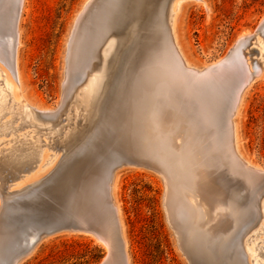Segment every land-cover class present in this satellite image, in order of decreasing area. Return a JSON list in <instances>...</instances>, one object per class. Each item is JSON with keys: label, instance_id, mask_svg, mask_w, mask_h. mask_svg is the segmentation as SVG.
Listing matches in <instances>:
<instances>
[{"label": "rangeland", "instance_id": "rangeland-1", "mask_svg": "<svg viewBox=\"0 0 264 264\" xmlns=\"http://www.w3.org/2000/svg\"><path fill=\"white\" fill-rule=\"evenodd\" d=\"M134 1L135 0H114L112 9L114 15L113 21L116 27L122 28L127 21L133 18L134 10L132 9V6ZM139 1L143 6H153L157 3V0ZM85 2L87 3L84 4ZM89 2H91V0H23L21 6L23 8L19 10L20 7H18L15 12V17L13 19V33L16 32V29L21 31V45L18 48V72L21 81V96L25 102H22L20 105L24 106L23 110L26 112L28 108H34L36 111H39L38 108L40 110L45 109L50 111H57L59 109L66 79V62L69 42L76 25V19H78L83 6H86ZM97 3L98 0L92 4L93 6L91 5L92 8L86 13L87 17L92 13L95 6H97ZM205 3L206 5L189 4L185 6L181 24V40L179 42L181 51L187 62L200 70L217 64L225 58L229 59L236 48L238 51L240 50L238 52L239 55L241 53L245 55H240L241 58L245 59L244 61L249 59L252 67H254L256 79L254 83L245 90L243 95L244 103L242 102V109L240 108L241 112L238 118V145L241 146L239 152L249 164L255 167L264 168V63L261 65L262 72H260L259 75V70L257 71V69H259L257 62L260 61V57L256 53V50L258 47L260 52L261 50L260 46L256 47L252 44L255 42L253 39L250 44L245 46L243 49L244 52L241 50L246 42V40L243 39L247 36L255 35L261 27L264 20V0H205ZM5 10L6 6H1L0 3V17L5 14ZM18 10H22V12H20L21 17H18ZM18 20H20V22ZM151 34L153 36L151 35L148 39L149 46L155 41V32L151 31ZM259 38L260 37L258 36V39ZM262 39L264 41V37H262ZM149 50L150 49H148V51ZM127 60L128 54L124 51L119 64L110 71L102 104L106 101H108L110 105L125 103V105L123 104L125 108L120 110L121 112L118 114L119 124H115L111 127L114 139L119 145L122 144L123 148H128L130 139L135 137L131 136L127 130L120 127L125 126L124 124L128 123L126 114L132 111L141 119L143 129L136 139H134L132 144L144 147L148 153L146 156L149 157L150 155L151 158H149L152 159L148 161L149 159L144 156L146 163L123 165L117 170L119 182L116 191V200L121 210L120 218L124 226L129 264H201L188 258L181 246L179 235L187 242L189 247H193V249L207 252L212 255L215 253L216 246L214 244L216 243H226L231 247L235 238L243 231V225L246 223L248 224V222L250 223L253 219L252 209H247L250 205V208H252L251 201H253V196L250 193V185L248 181H246V177L242 175L243 172L240 170V173L238 167H236L229 145L223 143L221 145L222 149H217L212 143V141H216L218 138H222L223 142L226 140L227 132L224 124V127L220 126L217 129L211 128L210 130L212 132L210 136H203V141L201 140L198 142L196 140V143H193L195 142L191 127L193 124L191 116L193 114L187 109H184V107H181L183 106L181 101L182 99L185 100L186 96L184 90H182L184 86L179 88L183 85L182 79L177 74L175 75L171 73L168 65H165L163 70H165L167 74H164L165 71H162V75L163 77L165 75L168 77L165 76V79L162 78V80H165H163V88L161 85V91H153V93H151L154 94L152 95L154 97H160L157 99H160L163 103L158 100V102L162 104L157 103L154 105L152 104L154 99L150 94L149 96L147 95V97L144 96L145 94L140 84L137 83L134 90H131L133 94L130 92L139 64L137 60L136 64L131 68L128 66ZM88 62H90V59H88L85 64L83 63L84 66L82 71H78L79 75L84 73ZM0 68L4 69L5 67L0 63ZM6 69L7 68L4 69L5 72L9 76L11 75L10 77L15 84L16 80L14 76ZM2 75H5V73H2ZM171 76H173L174 79H172ZM243 80L244 78L240 79L239 84H241ZM15 85L18 84L16 83ZM239 88L240 86H237V90H239ZM2 93L3 91L0 90V94ZM158 94H162V96H159ZM131 95H133L134 98L133 103L126 104L128 96ZM229 102L230 101H225V108L229 107ZM154 103H156V101ZM145 104L149 106L146 107ZM178 104L179 107H177ZM129 105L133 110L130 109V107L128 108ZM50 111H44V113H49ZM41 112L43 111L41 110ZM158 114L159 116H157ZM2 115L3 114L0 113V118H2ZM26 117L30 119L34 118L30 111L26 114ZM10 118L11 115H8L3 120H0V122L9 120ZM185 119L187 122L184 121ZM145 121L151 126L145 124ZM51 122V120H48L46 123ZM104 122L106 124L107 120ZM10 123H13V127H16L20 123V119H17V121L15 120V122L13 119ZM173 123L175 124V127ZM187 125L191 128L187 127ZM63 127L65 128V126ZM152 127L154 129H152ZM177 128H182L183 131L178 130ZM148 129L152 130L150 131ZM158 129H160V131ZM30 130L31 128L29 127L23 132L19 129L15 133L0 134V152L2 150L0 154L7 153L6 150L14 145L15 142L10 141L12 138ZM167 130L169 132H167ZM177 130L182 133H178ZM49 132L50 131H47L46 133ZM165 132H167L168 136ZM204 132L208 134V130H205ZM30 134L34 135V133ZM96 135H98V132ZM85 138L82 143L85 141ZM42 140H44V138ZM99 140V137L95 138L87 150L78 155L79 158L77 157L75 162L78 163L79 168L86 165L90 149L97 147V142H99ZM227 140L229 139L227 138ZM47 141L49 142L50 139ZM159 141L161 142L159 143ZM180 141L183 144L180 143ZM190 150L193 151L189 153ZM46 151L47 155L50 156L48 148ZM114 153L118 154V156L120 154L118 151H115ZM198 154L200 160L197 157ZM61 155L62 153L59 154V156ZM193 156H195L194 159H192ZM156 158H158V160H156ZM177 160L179 163H177ZM161 161L163 165H161ZM157 162L158 164H155ZM165 162H167L166 165ZM193 162L196 163L193 164ZM151 163L154 164L150 165ZM58 164V158L53 160L49 159V163L45 166L42 172L39 173L40 175L33 177L32 174L26 173L23 175V178L26 179V181L33 178L34 182L38 181L48 173H53ZM204 165L205 167L209 166L210 168L219 166L222 170V177H212L211 183H214L213 186H210L212 195L210 196L211 198H208L209 203H207V201L204 202L206 205L204 203L198 204L197 201H194L196 194L194 193L195 190L193 184V179L196 178V176L203 174ZM103 169L104 168L102 167L97 169L89 179L93 180V182L96 181L100 176V171L103 172L105 170ZM177 169L181 170L178 171ZM160 170L163 171L161 172ZM234 170L237 171L235 172ZM238 172L240 174H238ZM165 175L167 177H165ZM179 181H182L181 184ZM34 182H28L27 184L22 185L21 188ZM9 185L12 184L9 183ZM219 187H221V189ZM16 189L20 188H14L13 190ZM214 189L216 191H214ZM262 190L264 191V180L261 184L260 191L263 192ZM187 192H190V194ZM218 192L221 193V196ZM224 193H227L228 201L224 199ZM186 195L191 199L187 198ZM215 195L216 198L213 199ZM218 195L219 197H217ZM210 199H212L213 203ZM218 199H220V201ZM187 202H192V205ZM216 202L218 206L216 205ZM227 202L233 207L232 210H228ZM202 207L205 209H202ZM216 210H218V212H216ZM262 212H264V208H262ZM212 214L214 215L211 216ZM215 215L219 217L217 218ZM216 220L218 222H215ZM217 224L219 225V228ZM175 225L176 227H174ZM212 225L213 227H210ZM206 228L210 231H208L209 239L212 241L209 240L207 243L203 244L202 234L205 232ZM215 229H217L218 235L223 233L221 231H224V233L218 236L215 234ZM259 231L261 232L257 236V242L258 246L262 249L261 251L263 255L257 257L256 262L259 261L258 264H264L263 223L262 227L259 225L252 233L256 234ZM233 234L234 236L231 238L230 236ZM92 235L95 236L94 234ZM222 235L225 236V240L224 237H221ZM93 236H91V233L87 232H63L49 236L44 238L36 246L34 251L20 264H101L107 256L108 248L106 247L107 245L105 246L104 243L101 244V242ZM256 254H258V252ZM252 258L253 257L250 256L249 260H252ZM225 259L226 258L224 257L223 260Z\"/></svg>", "mask_w": 264, "mask_h": 264}, {"label": "bare ground", "instance_id": "bare-ground-1", "mask_svg": "<svg viewBox=\"0 0 264 264\" xmlns=\"http://www.w3.org/2000/svg\"><path fill=\"white\" fill-rule=\"evenodd\" d=\"M95 1L97 0H91V2H89L86 6H83V9L79 17L78 19H76L75 22L76 25L74 27L69 42L67 62H66V79H65L62 100L59 109L57 111L41 109L43 111L41 112L39 108H38L39 111H36L34 108L33 109L28 108L26 112L25 110H23L24 106L20 105L22 104V102H24L23 97L21 96V90H20L21 81L18 72L19 71L18 48L21 45L20 42L21 31L19 29H16V32L13 33V19L15 17V12L17 11L18 7H20L19 10L23 8L21 7L23 0H5V1L0 0L1 6L2 5L6 6L5 14L2 17H0V63L5 68H7L6 70H9L12 73V75L16 80V83L18 84V85H15L16 83L14 84V81H12V78L10 77L11 75L9 76L5 72L4 70L5 68L4 69L0 68V72H1L0 90L3 91V93L0 94V113L3 114L0 120H3L6 116L11 115V118L9 120L0 122V134L15 133L19 129L23 132L26 130V128L29 127L31 128L30 131L25 132L23 134H18L14 138H12L10 141L11 142L14 141L15 142L14 145H12L9 149L6 150L7 153L0 154V188L2 190H5V196L9 200H14V199L16 200L17 198L25 196L34 190H38L41 192H47L48 190H53V192H56L61 196H64V198H66L68 203L71 202L73 203L74 202L73 200L74 198H76L79 191H81L83 194H88L94 191L100 176H102L103 174L105 175L107 173L108 168H105V170L103 169L104 170L103 172L100 171L99 178L98 179H96L97 177L95 178L96 181L93 182V180L89 179V177L91 178L93 174L97 171V169L101 168L98 167L97 165L100 158L106 155L112 148H117L123 153H125L127 156H129L132 159L133 164H142L145 162L146 159H144V156L148 155L146 149L144 147H139L136 146L135 144H132L134 139H136V137L140 134V132L143 129V123L141 119L138 116H136L134 112L127 111L128 113L126 114V116L128 123L124 124L125 126H120V127L124 130H127V132H129L131 136L133 137L135 136V137L133 139L132 138L130 139L128 148L127 147L123 148L122 144L119 145L114 139L111 132V127L114 126L115 124H119L118 114L121 112L120 110L125 108L124 107L125 103H123L124 105L123 104L110 105L109 102L106 101L104 104H102V99L106 91V86L108 83L110 71L119 64L120 60L122 59V54L125 51V53L128 54L127 64L129 67L132 68L136 64L137 60L139 64L138 71L134 76L130 92L133 94L132 91L134 90L136 84L138 83L143 88L145 94L144 96L147 97V95L149 96L150 94L151 97L154 99V102L156 101V103L152 102V104L156 105L157 103H160L158 102V100L160 99H157L160 97H154L152 96L154 94L151 93H153V91L156 92L161 91V89L163 88L164 85L163 80L167 75L163 77L162 71H165L163 69L165 65H168L170 72L175 75L177 74L183 81L182 82L183 85H181V87L179 88H182V86H184L182 90H184L186 96H185V100L182 99L181 101L183 104V106L181 107H184V109H187L191 114H193L191 116L193 120V124L191 126L192 135L193 137H195L194 138L195 142L193 143H196V140L198 142L201 141L203 136L205 137V135L210 136L212 132L210 130L211 128L217 129L220 126L224 127L225 125V130L227 132V133L225 132L227 134L226 140H224L223 142L222 138H218L217 140L215 139L216 141H212V143L217 147V149H220L223 143L229 145V149L232 151V155L236 167H238L239 172L240 170L243 172L242 175L246 177V181H248L251 188L250 193L253 196L252 197L253 201H251L252 208H250L251 206L250 205L247 207V209L249 210L252 209L253 219L250 223L248 222V224L246 223L245 225H243L244 226L243 231L242 232L240 231L241 233L238 234L239 236L235 238L231 247L226 243L225 244L216 243L214 244L216 246L215 253L214 255H212L207 252H202L197 249H193V247H189L187 242L176 231L177 234L179 235L181 246L185 251L186 255L188 256L189 259L201 260L204 261L205 263L258 264L259 261L256 262V258L261 257L263 255L261 251L262 249L258 246V242H257V238H258L257 236L261 231H259L256 234H253L252 232L259 225L260 227H262V223L264 224V212H262V208H264V191L263 190H262L263 192L260 191L261 184L263 183L264 180V168L255 167L249 164L239 152L241 146L238 145L239 144L238 118L241 112L240 108L243 102V95L245 93V90L248 89L256 79V75L254 73V67H252L249 59L244 61L245 59L241 58L240 55L242 53L239 55L238 52L240 50L238 51L237 48L232 53L229 59L225 58L222 61H219V63L214 64L210 67H206L203 70L195 68L190 63L187 62L181 51L179 44L181 40L180 35H181L183 11L185 6L189 4L206 5L205 0H163V1L157 0L156 5L153 6H143L139 0H135L132 6V9L134 10V15L132 16L133 18L127 21V23L122 28L116 27L113 21L114 15L112 8L114 5V0H98V3L96 4L97 6H95L92 13L89 14V16L87 17L86 13L90 8H92L91 5L95 3ZM87 2H85L84 4H86ZM19 10H18L19 12L18 17L21 14L20 12H22V10L21 11ZM18 21L20 22V20ZM263 23L264 20L262 24ZM151 31L155 32L156 35L154 36L155 41L152 42L151 45L149 46L148 39L152 35ZM258 36L260 37L259 39ZM247 37H245L243 40L247 41ZM262 37H264V34L255 33V35H253V40L255 42L252 43L256 47L260 46V50H261L260 52L258 49L259 47L256 50V53L260 57V61H261V62L260 61L257 62L259 68L257 69V71L259 70L258 74L262 72L261 65L264 63V45H263L264 41ZM148 49L150 50L148 51ZM88 59H90V62H88V64L86 65V70L82 75H79L78 71L80 70L82 71L85 62ZM2 73L3 74L5 73V75H2ZM164 74H167V72L165 71ZM171 77L172 79H174L173 76ZM162 78L164 79L162 80ZM242 78H244V80L241 84H239V81ZM237 86H240L239 90H237ZM159 96H162V94ZM133 101H134L133 95L128 96V100L126 101V104H132ZM225 101H230L228 108H225L224 106ZM179 104L177 107H179ZM145 106L147 107L149 105L145 104ZM129 107L130 105L128 106V108ZM130 109H132V107H130ZM158 110L161 111L160 109ZM29 111L32 113L34 117L33 119L26 117V114L29 113ZM44 111H50V112L44 113ZM157 116H159V114ZM183 117L186 118L185 116ZM13 119L14 122L15 120L17 121V119H20V123L18 124V126L13 127V123H10V121ZM186 119L184 121H186ZM48 120H51L52 122L46 123ZM103 120L104 121L107 120V123L105 124ZM145 124L148 123H146L145 121ZM148 125L151 126L150 124ZM188 125L187 127H189ZM63 126H65V128ZM152 129L154 128L152 127ZM158 130L160 131V129ZM178 130H182V128ZM205 130H208V134L204 132ZM47 131L50 132L46 133ZM97 132L98 135H96ZM167 132L169 131L167 130ZM167 132H165L166 135ZM179 132L180 131H178V133ZM30 133H34V135H31ZM98 137L100 138L99 142H97L98 145L97 147L90 149L89 155L87 157L88 161L86 165L82 168H79L78 163L75 162L77 160L78 155L80 153L82 154L85 150H87V148L91 145L92 141ZM146 137L144 138L147 139ZM43 138L44 140H42ZM84 138L85 141L82 143ZM227 138L229 140H227ZM48 139H50L49 142L47 141ZM185 141H189V140H185ZM160 142L161 141H159V143ZM180 143L182 142L180 141ZM47 148L50 156L47 155V151H46ZM191 151L193 150H190L189 153H191ZM60 153H62L61 156H59ZM198 156L199 154L197 155V157ZM146 157L147 159H149L148 161L152 160L150 159L151 158L150 155H149L150 158L148 156ZM194 157L195 156H193L192 159H194ZM56 158H58L59 164L55 169V171H53V173L52 172L50 174L48 173L45 177L35 182L33 181L34 178L27 181L26 179L23 178V175L26 173L32 174L33 177H35L36 175H40L39 173H41L42 170L45 168V166L49 163V159L53 160ZM156 160H158V158H156ZM177 163H179L178 160ZM194 163L196 162H193V164ZM152 164L154 163H151L150 165ZM155 164H158V162ZM166 164L167 162H165V165ZM161 165H163V163ZM239 172L238 174L241 173ZM214 176L222 177V170L220 169V167L216 166L210 168L209 166L205 167L204 165L203 174L196 176V178H194L195 176L193 177L194 178L193 184L195 190L194 193L196 194L194 201H197L198 204H203L206 201L207 203H209L208 198L212 195L210 186L211 185L213 186L214 184L211 183L212 177L214 178ZM165 177L167 176L165 175ZM28 182H34V183H30L21 188L22 185L27 184ZM118 182H119L118 173L116 170L114 173L113 181L110 185V191L114 204L119 214V219L122 228V236L125 241L126 250H127V242L124 233V226L120 218L121 210L116 200V191L118 188ZM9 183H11L12 185H9ZM18 187L20 189L13 190L14 188H18ZM219 188L221 189V187ZM214 191L216 190L214 189ZM188 194H190V192ZM219 194L221 196V193ZM186 196L187 198H189L188 195ZM217 197H219V195ZM223 197L225 200L228 201L227 193H224ZM214 198H216V195L215 197H213V199ZM210 200L212 201V199ZM218 200L220 201V199ZM217 202L216 205L218 206ZM191 203L192 202H190L189 204ZM204 204L206 205V203ZM227 207L228 210L233 209L231 204H228V202H227ZM203 208L204 207H202V209ZM216 212H218V210H216ZM213 215L214 214H212L211 216ZM216 217L218 218L219 216ZM215 222L218 221L216 220ZM176 225L174 227H176ZM210 227H213V225ZM217 229H215L216 230L215 234L218 235ZM208 231L209 229L206 228L205 232L202 234L203 244L207 243L210 240L209 239L210 231L209 232ZM221 232L224 233V231ZM221 234H219L218 236H220ZM91 236L93 235L91 234ZM233 236L234 234L230 237L232 238ZM93 237L97 238L101 242V244L104 243L97 236H93ZM221 237H224L225 240V236L222 235ZM106 245L107 244H105V246ZM106 247L109 250V246L107 245ZM257 252L258 254H256ZM250 256L253 257L252 260H249ZM224 257L226 258L225 260H223Z\"/></svg>", "mask_w": 264, "mask_h": 264}, {"label": "water", "instance_id": "water-1", "mask_svg": "<svg viewBox=\"0 0 264 264\" xmlns=\"http://www.w3.org/2000/svg\"><path fill=\"white\" fill-rule=\"evenodd\" d=\"M257 33L264 34V23ZM252 39L253 36L247 37L242 51ZM129 164H133L129 156L112 148L97 163L98 167H107V173L101 174L94 191L88 194L79 191L73 203L53 190H34L9 200L0 188V264H19L41 240L63 232L91 233L107 244L109 250L101 264H129L119 214L110 191L115 171Z\"/></svg>", "mask_w": 264, "mask_h": 264}]
</instances>
